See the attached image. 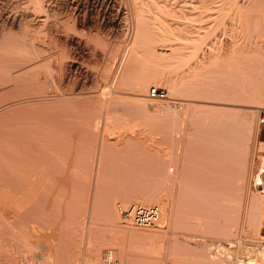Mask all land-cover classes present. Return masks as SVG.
I'll use <instances>...</instances> for the list:
<instances>
[{"label":"rangeland","instance_id":"obj_1","mask_svg":"<svg viewBox=\"0 0 264 264\" xmlns=\"http://www.w3.org/2000/svg\"><path fill=\"white\" fill-rule=\"evenodd\" d=\"M23 1H0V25L7 10L23 19L21 9H11ZM123 2L51 0L50 30L41 29L35 20L38 17L34 16L27 24L31 26L25 25L30 33H35L41 50L39 59L45 60L42 67L31 73L45 83L47 97L57 95L56 101L66 103L71 100L68 103H73L75 96L92 100L95 112H83L80 107L79 111L77 105H74L78 108L76 112L21 111L17 120L3 127L14 133L25 132L26 128H33L36 134L52 132L58 140L54 143L36 140L30 153L14 163L18 170L7 176L4 189L20 196L29 188L31 179H38V170L45 172L27 212L24 210L27 208L14 211L8 203H0V264H11L13 260L16 264H90L89 257H99L102 263L105 251L113 252L112 261L121 255L122 260H128L126 264H131L133 258L132 264H137L142 255L133 248L132 251L130 241L136 238L128 230L148 231L135 229L129 220H123L118 212L120 204L157 205L159 225L164 221L161 207L168 202L167 208L173 213L171 221L185 234L207 235L204 238L217 240L227 237L224 227L233 222V234L227 238L239 237L238 242L245 237L264 241V124H258L264 113V41L251 28V14L257 7L264 10V0H178V5L187 2L191 10H180V5L169 13L160 12L157 16L148 13L149 18L155 16L160 22V36L173 54H164L157 65L146 56L139 58L134 80H142L141 87L149 98L172 101L174 104H170L168 111L147 106L146 109L143 103L132 99L120 102L118 95H112L108 102L100 96L111 85L114 60L119 59L124 44L118 47L116 57L110 51L126 31L129 36L133 30L132 15L127 1ZM8 25H2L3 29L11 28L10 32L17 34L23 30L17 24ZM218 51L225 55L218 57ZM201 57L204 63L200 69L189 73L190 65ZM105 66L110 68L106 76ZM172 80H176L174 87ZM200 87L206 89L202 94ZM206 87L219 92L232 90V94L225 92L232 97L240 93L244 101L237 104L242 106L233 109L220 107L221 104L214 108L198 106L194 101L198 94L202 99H211L207 97L212 90ZM151 88H157L164 96H150ZM135 89L116 88L122 93ZM184 99L192 102L188 105ZM25 104L22 106H29ZM246 106L257 110L251 127L242 120ZM104 112L110 116L111 125L105 134L107 144L100 161L101 174L96 177L97 159L84 120L92 114L101 118ZM165 150L175 161H167L168 165L164 162L170 168L173 164L172 169L177 170V176L170 171V176L177 177L175 183L163 184L162 174L156 168ZM257 178L261 179L259 185ZM141 194L142 203L138 198ZM250 194L258 200L253 201ZM108 205L118 217L114 227L105 214ZM13 215L18 219L9 221ZM138 241L144 243L146 238L137 236L136 244ZM262 255L260 264H264ZM143 257L142 264H158L153 254L144 252ZM180 258L192 260L189 256Z\"/></svg>","mask_w":264,"mask_h":264},{"label":"bare ground","instance_id":"obj_2","mask_svg":"<svg viewBox=\"0 0 264 264\" xmlns=\"http://www.w3.org/2000/svg\"><path fill=\"white\" fill-rule=\"evenodd\" d=\"M50 1L51 0H25V2L24 1L22 2L23 4L21 5L17 4L15 7H12L11 9L13 8H19V10L21 9V12H23L22 15H24L23 16L24 20L22 19V16L19 15L18 13H12L9 10H7L10 13L6 12V15L4 17L5 21H3L2 25H5V24H9V25L17 24V26L19 25L23 29L22 31L19 30L21 31L19 32L20 34L10 32L11 28H9L8 30H6L7 27L6 29H3L4 26L0 25V203H3V202L8 203L9 208L11 207V209H13L14 211L20 208L21 209L27 208V209H24L26 210L25 212H27L28 208H30L29 202L32 201L33 196H34L35 187L41 183L40 180L43 178L42 175L45 173L43 170H38V179L36 178L31 179V182L29 181L27 184L29 188L23 190L20 196H13L8 192V190L4 189V185H5V182H7L6 181L7 176L11 173H14L16 169L18 170V167L15 166L14 163L17 162V160H19L21 157L26 156L30 153L31 148H32L31 146L34 147V145L36 144V140H42V141L51 140V142L54 143L56 139L58 140V137L52 132L47 133L46 131H42L40 134H36L34 133V131H32L33 128L32 129L28 128L29 130L26 128L25 132L14 133V132L5 130L3 127L6 128V126H8V122L10 124V121L14 122L15 120H17L20 117L19 114L21 113V111L22 112L24 111L26 113H29V112L32 113L35 111L49 113L50 110H52L53 112L55 110H67V111L74 110L75 111V108L78 109L80 107L81 111L83 112L85 111L87 113L89 112L91 113L92 111L95 112V110L91 106L92 100H88V99L86 100V99H82V97L75 96V99H73L74 100L73 103H68V102H72V100L66 103V102L56 101L58 98L57 95H54V97L50 96L51 98L47 97L48 94L44 93L47 89L45 83L40 82V80L32 76L31 72L35 70L36 68L39 69V67H42L41 64L45 63V60H43L44 61L43 62L42 59H39L41 56L40 54L41 50L39 48L38 41L34 38L35 33L32 31L30 33V30L29 29L27 30L25 25L31 26L30 24L29 25L27 24L30 21L34 20L35 19L34 17H38V19H35V20L38 22V24H40L41 26L40 28L48 29L50 26L49 16H51L49 14V2ZM119 1H124V2L127 1L128 7H129L128 9L129 14L131 13L132 15V20H133L132 29L133 30H132V34L129 36L127 34L128 31H126V34L124 36L123 35L121 36L122 39L119 40L118 44H116L115 42L116 45L114 44V47L115 46L116 47L115 48L113 47L111 49L110 55H114L116 57V55L119 54L117 51L118 47L120 45L123 46L122 43L124 44V46L122 47V50L120 48L121 53L119 54L120 55L119 59L116 60L113 57L115 59L113 60L116 62L115 63L116 67H115L114 73L112 72L113 75L110 81L111 85L109 86L107 85L108 86V88H106L107 91L106 89H104V92H102L101 93L102 95L100 94V96L102 99L107 101L108 98L112 100L111 98L112 95H118V98H117L118 100L116 99L117 101H119L120 99L121 100L122 99H126V100L132 99L137 102L143 103L145 105V108L146 106L148 109L157 107L158 109L161 108L165 111L166 110L168 111L171 108L170 104L172 105L174 103L169 100L149 98L148 95L144 93V90H143L144 88L141 87L142 80L141 79L136 80V81L134 80V73H135V69L137 67L139 58L146 56L145 59L148 57L151 59L150 60L151 62L157 65L160 59L164 57V54H166L165 56H167V54L168 55L173 54L171 53L172 52L171 47L163 43V41H166V40L162 39L160 36V22L155 18V16H157L160 12L161 13L172 12L174 8L176 7L179 8L180 5H182L180 10L187 9L189 11L191 10V6L187 5V2H182V3H185L184 6L183 4H180V3L178 5L177 4L178 0H119ZM26 8L27 10H25ZM28 8H31V9L29 10ZM254 11H253V14H251L252 15L251 16L252 17L251 18V28L253 32L257 34V38H259L260 41L261 40L264 41V10L263 8L257 7ZM151 12L155 16H152L151 18H149L148 13H151ZM0 14L2 13L0 12ZM150 19H152L153 22H151ZM156 29H159V31ZM37 30L39 29L37 28ZM39 33L42 34V32H39ZM43 34H44L43 36L45 37L44 30H43ZM42 41H44V39ZM218 52L220 53L218 54ZM218 52H217V55H219L218 57H222L223 55H225L224 52L222 51H218ZM262 54H264V52ZM208 58H211V57L208 56ZM203 59L204 58L201 57V59H199L195 64L194 63L191 64L188 69V72L190 73L192 72L191 70L200 69L201 64L204 63ZM110 65L109 67L112 66ZM109 67L107 68L105 66V69L107 68V70H104L105 76H106V72L107 74H109L108 72H110ZM159 81H160V78H159ZM171 83H173L172 85L174 87L176 80L174 81L172 80ZM105 86L106 85H104L103 88ZM130 86L134 88L136 87V89L133 92H125V93L118 92L116 90V88L130 87ZM203 88L204 87H200V90H199L200 94L206 91V89L204 88L205 90H203ZM33 90H35L36 92H32ZM210 90H212V92H210L211 95L208 94L210 95V97H207V98H211L210 100H207L205 97L204 99H202L201 97L203 96L199 97V94H198V98L194 100L195 102L196 101L198 102L197 103L198 106L200 105V107H202L205 105H209V107L212 106L214 108L221 104L220 107L232 108V109L237 108V107L239 108L242 106L240 104H237L239 102H242L243 100L239 95L240 93L237 94V97H234V96L232 97L231 95L229 96V95H226L225 93L229 90L227 91L225 90V92L224 90L219 92L220 90L217 91L213 88L208 89V91ZM230 91L229 93L232 94V90ZM106 92L108 93L107 96H106ZM262 92L264 93V91ZM262 97H264V95H262ZM49 99L51 100L53 99V100L49 101ZM121 100L120 102H122ZM184 102L190 105L192 100L184 99ZM25 103H29L28 104L29 106L28 107L22 106ZM74 105L75 106L77 105L78 108L74 107ZM19 106H22V107L18 108ZM44 108L45 110H43ZM80 108H79V111H80ZM246 108H245L246 111L244 115H242L243 116L242 120L245 125H249V127H251L252 117L256 115L255 113L257 110H256V107L254 106H246ZM23 109H28L29 111L23 110ZM85 119L86 120H84V123L86 125L87 131H89L88 136L91 139V142L93 143V155H95L97 159V162L94 165V174L96 177H98V175L101 174V170H102L100 166L101 164L100 161L102 160V157H103L102 155H104L103 154L104 147H106L105 145L107 144L105 134L107 131L108 132L110 131V125H111L110 120L111 119H110V116L107 115L105 112L104 114H102L101 118H99L96 114H92V115H88V117ZM163 133L165 132L163 131ZM169 134H166V135L168 136ZM166 135L163 137L164 139L165 137H167ZM173 160L174 159L171 156V154L169 152L166 153V150H165V153L161 154L160 163L159 165H157L156 168L158 169V171L160 170V173L162 174L163 184L177 182L176 181L177 173H175L177 170L174 171L172 169L174 165L173 164L171 165L169 163L171 165V168H170L169 166H166V164H164V162H167V161L168 162L172 161V163L175 162ZM168 162H167V165H168ZM163 165L166 167V169L164 168ZM170 171L171 172L173 171L176 176L175 175L170 176L171 174ZM262 171H264V162L262 165ZM256 184L258 185L261 184L260 178L256 179ZM141 195L138 198H139V202L142 203L144 202V197H143L144 195L143 194ZM250 195L253 201L258 200V197H254L252 194ZM134 200L138 201V199H134ZM145 202H147V200H145ZM167 203L163 202V205L161 207L164 221L160 222L159 225L155 224L151 226L152 228H149V227L140 228V227L134 226V228L136 227V228H140L142 230L148 231V232H143V233H138L135 231L130 232V230H128L129 233L132 236H134V238H136L135 239L136 241H137V236L146 238V241L144 243H139L138 241V243L136 244V241L135 240L133 241L132 239L133 237L131 235L128 236L132 239V241H130L129 239L131 243L130 245H132V247L130 246L131 249L133 248L135 251L141 252V255H142V257L139 256V259H138V261L140 260L141 263L136 260V262H138L137 264H142L143 259H144L143 257L144 252L155 255L157 258L158 264H260L262 262L261 260H259L260 259L259 256L260 254L264 255V241H259V240L256 241V239L253 240L254 238L246 239L245 237V239L243 238L244 240L243 239L241 240L240 238L241 241L238 242L236 240H238L239 237L236 240L227 238L228 235L233 234L232 226L233 228L235 226L232 221H231L232 223H229L226 227H224L225 229L224 231L226 232L227 237L226 236L223 238L219 237L220 239H217V240H215L216 238L215 239L209 238L210 239L209 240L207 238H204V237H207V235H204L203 237H199V234L188 235L183 232V229H181L175 221L174 222L171 221L170 216L172 212L169 210V208H167ZM119 206H121V204ZM124 208L126 207L124 206ZM105 211H106L105 214H107L106 216L110 221V224H111L110 226L111 227L116 226L114 223L116 222L118 217H117L116 212L112 208V206L110 207L108 205ZM15 216L16 215H13L12 217H10L9 221L18 219V217L16 216L17 217L16 218ZM159 218H160V215H159ZM123 220L126 221L128 219H123ZM151 229H154V230L152 231ZM243 233H245V231L242 230V234ZM179 235H181L182 237L179 238L178 237ZM202 235L200 234V236ZM221 239L226 242L227 244L226 246L222 244L223 241ZM132 242H135V244H132ZM128 244L129 243H127L126 246H128ZM233 247L235 249H233ZM133 249L132 251H134ZM251 249L252 251H249ZM103 254H104V260L102 263H99V257L97 258L89 257V259L91 260L90 264H114L115 262L116 264H123V262L126 264L128 262V260L125 261L126 259L122 260L121 255L117 256L118 260L116 259V261H112L113 260L112 251H105ZM134 254H136V252ZM138 255H140V253ZM133 256L138 257L137 255H133ZM185 256H189L192 260H187V259L184 260L180 258V257L184 258ZM114 258H115V255H114ZM133 259H134L133 262L135 263V258ZM133 262H130V263L132 264ZM11 264H16L15 260L11 261Z\"/></svg>","mask_w":264,"mask_h":264},{"label":"built area","instance_id":"obj_3","mask_svg":"<svg viewBox=\"0 0 264 264\" xmlns=\"http://www.w3.org/2000/svg\"><path fill=\"white\" fill-rule=\"evenodd\" d=\"M152 97H163L164 93L159 92L157 88H151L149 91ZM258 124H264V113L260 117ZM118 211L123 219L131 221L136 227H151L159 220L160 210L157 205L132 204L126 208L118 205Z\"/></svg>","mask_w":264,"mask_h":264}]
</instances>
